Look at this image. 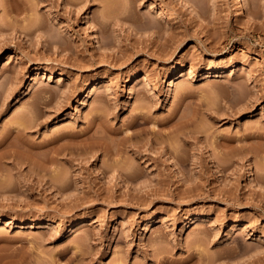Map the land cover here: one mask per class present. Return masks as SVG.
<instances>
[{
    "label": "rangeland",
    "instance_id": "1",
    "mask_svg": "<svg viewBox=\"0 0 264 264\" xmlns=\"http://www.w3.org/2000/svg\"><path fill=\"white\" fill-rule=\"evenodd\" d=\"M0 264H264V0H0Z\"/></svg>",
    "mask_w": 264,
    "mask_h": 264
},
{
    "label": "bare ground",
    "instance_id": "2",
    "mask_svg": "<svg viewBox=\"0 0 264 264\" xmlns=\"http://www.w3.org/2000/svg\"><path fill=\"white\" fill-rule=\"evenodd\" d=\"M12 57V56H11ZM93 90V89H92ZM145 114H142V116L140 115V116H137V117H135L133 120H132V122H131V127H133V128H135V132H132L131 134H128V135H124L123 136V140H124V144L125 143H130V144H133V142H132V139L134 138V137H136L137 135H138V133H139V131L141 132L142 130H144V128H136V127H139V126H141L142 124H144L145 122H146V120H145V116H144ZM103 117L102 115H100V113H98L97 114V118H99V117ZM20 122H19V126L16 128V129H22L21 127H20V125H24V122H23V120H19ZM18 122V121H17ZM100 128H101V134H105L106 135V133L108 134V133H110L111 131H110V129H108V128H106L105 126H103L102 124L101 125H98ZM102 135V136H103ZM101 136V137H102ZM98 144V143H97ZM136 144V143H135ZM138 144V143H137ZM95 145V144H94ZM99 146H104V145H102V143L101 144H99ZM103 148V147H102ZM101 148V149H102ZM123 170H125L124 171V173H125V175H127V176H134V174H135V171H133V169H132V167H126L125 169H123Z\"/></svg>",
    "mask_w": 264,
    "mask_h": 264
}]
</instances>
